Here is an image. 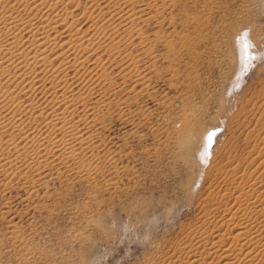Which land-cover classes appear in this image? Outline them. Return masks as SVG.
Segmentation results:
<instances>
[{
    "label": "rangeland",
    "instance_id": "374dc122",
    "mask_svg": "<svg viewBox=\"0 0 264 264\" xmlns=\"http://www.w3.org/2000/svg\"><path fill=\"white\" fill-rule=\"evenodd\" d=\"M54 1L59 14L73 12L83 29L105 19L117 26L96 52L102 61L80 70L85 80L105 71L111 77L90 99L98 102L100 121L81 124L94 130V150L82 157L94 169L77 173L56 163V170L40 169L39 180L25 158L13 160L16 153L4 150L14 163L0 170V264L182 259L180 247L215 206L220 168L239 178L263 158L256 152L264 146V0ZM86 6L97 20L82 14ZM73 85L75 94L86 93V86ZM35 95L42 100L41 92ZM188 113L214 136L208 148L198 133L192 155L181 160L171 142ZM256 181L262 190L264 181Z\"/></svg>",
    "mask_w": 264,
    "mask_h": 264
},
{
    "label": "bare ground",
    "instance_id": "6f19581e",
    "mask_svg": "<svg viewBox=\"0 0 264 264\" xmlns=\"http://www.w3.org/2000/svg\"><path fill=\"white\" fill-rule=\"evenodd\" d=\"M19 5L22 6L20 9ZM47 10L49 14L44 16ZM97 13L99 14V11ZM82 14L91 19H98V16L92 15L88 6ZM140 18L138 20H141ZM78 20L73 12H66L63 16L59 14L57 1L54 0H0V89L4 87L3 91H0V108L6 106V113L0 112V170L5 164L13 162L7 153H4L6 148L10 153H16L13 160H19L20 156L25 158L28 166L37 171V176L40 169L48 170V167L53 166L52 171L56 163L66 169H76L77 173L94 169L86 165L88 162L82 158L86 156L85 150H94V130L90 133L89 129L81 124L88 126L100 121L94 114L98 102L91 103L90 99L93 93L99 92L102 86H105V80L111 77L103 69L105 73H95V77L85 80L80 76V70H86V64L100 62L96 52L102 47L100 45L104 41L103 38L108 36V31L111 30L109 36H112L113 32H117V26L113 25L112 20L105 19L100 25H97V21H92L90 26L83 29ZM71 71L73 80H70ZM74 83L86 86V93L72 92ZM37 92L42 93L40 101L35 99ZM88 103L91 105L87 106ZM123 103L122 100L120 104ZM79 106H82V114H79ZM91 114H94L93 118H90ZM183 121L184 127L171 142L176 150H173V156L181 160L192 155L198 133H204L208 148L214 136V132L206 136L208 130L196 126L195 118L189 113L185 114ZM36 123L40 124L39 128ZM33 124H36L33 128L38 129L36 133H33L34 129L31 130L30 127ZM4 135L8 136L5 140ZM260 147L256 152V155L263 156L259 165L264 163L263 143ZM256 160L254 157L246 163L253 165ZM257 167L247 171L248 173L242 172L239 178L234 176L232 168L231 171L219 169L223 176L217 181V185H222L217 191L214 189L216 186L212 189L215 190V206L211 209L212 213H203L205 219L199 224L200 227L195 231L193 228V233L191 229V236L188 235L186 245L180 247L184 256L182 259L178 257V260L170 262L171 264H264V188L257 190L259 184L256 181L263 183L264 168L257 174ZM60 170H57L56 175L62 174ZM210 174H206L204 181L211 177ZM254 174L257 176L253 177ZM38 179L41 180L39 176ZM209 182L211 184V181ZM246 183L249 185L245 189ZM189 185L191 188L193 182Z\"/></svg>",
    "mask_w": 264,
    "mask_h": 264
}]
</instances>
